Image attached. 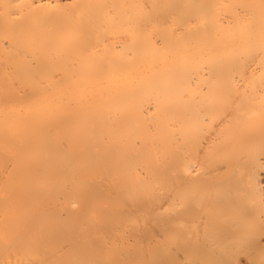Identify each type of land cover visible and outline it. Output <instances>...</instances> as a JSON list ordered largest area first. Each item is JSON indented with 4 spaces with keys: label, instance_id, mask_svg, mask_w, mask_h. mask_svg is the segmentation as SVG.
I'll use <instances>...</instances> for the list:
<instances>
[{
    "label": "bare ground",
    "instance_id": "1",
    "mask_svg": "<svg viewBox=\"0 0 264 264\" xmlns=\"http://www.w3.org/2000/svg\"><path fill=\"white\" fill-rule=\"evenodd\" d=\"M260 253L264 0H0V264Z\"/></svg>",
    "mask_w": 264,
    "mask_h": 264
},
{
    "label": "rangeland",
    "instance_id": "2",
    "mask_svg": "<svg viewBox=\"0 0 264 264\" xmlns=\"http://www.w3.org/2000/svg\"><path fill=\"white\" fill-rule=\"evenodd\" d=\"M227 244H229V243H227ZM230 244H231V243H230ZM226 254H227V253H226ZM226 254L222 255V257H223V258H224V257H227L230 253H229L227 256H226ZM260 254H264V253H260ZM242 255H243V254H242ZM242 255H241V257H240V256H239V257L236 256V257L240 258V261H238V262H240V264H241V263H242V264H245V263H246V264H249V261H250V260H249V259H248V260L246 259V258H248V257H245V256L243 255V256L245 257V258H244L245 260H244V259H241V258H243ZM258 255H259V253H258ZM258 255H257V254H256V255L254 254V255H253L254 258H253V256H251V258H253V259H252L250 262H252L253 264H254V262H255V264H260L261 259H260V257H259ZM220 256H221V255H220ZM230 256H232V254H231ZM233 256H235V255L233 254ZM257 256H258L259 258H257ZM261 256H262V255H261ZM263 256H264V255H263ZM215 257H216V256H215ZM217 257L219 258V255H218ZM217 257H216V258H217ZM236 257H234V258H236ZM211 258H212V257H211ZM213 258H214V257H213ZM232 258H233V257H232ZM238 258L233 259V260H235L236 264L238 263V262H237ZM261 258H262V257H261ZM254 259H256V260H257V259H260V260H257V261H256V260H254ZM263 259H264V258H263ZM214 260H215V259H214ZM214 260H213V261H214ZM217 260H218V259H217ZM223 260H224V262H225L227 259L225 260V258H224ZM228 260H229V258H228ZM233 260H232L233 263H232L230 260H229V261H230L232 264H234V261H233ZM246 260H247L248 262H247ZM214 262H216V261H214ZM217 262H219V261H217ZM226 262H228V261H226ZM226 262H225V264H226ZM230 262H229V263H230ZM262 262H263V264H264V260L261 261V264H262ZM219 263L221 264V263H223V262L221 261V262H219ZM219 263H218V264H219ZM229 263H227V264H229ZM252 263H251V264H252ZM215 264H216V263H215ZM223 264H224V263H223ZM238 264H239V263H238Z\"/></svg>",
    "mask_w": 264,
    "mask_h": 264
}]
</instances>
